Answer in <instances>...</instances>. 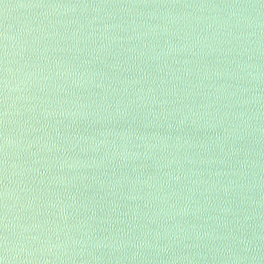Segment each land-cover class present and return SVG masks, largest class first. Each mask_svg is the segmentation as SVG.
Returning a JSON list of instances; mask_svg holds the SVG:
<instances>
[{
  "label": "water",
  "instance_id": "1",
  "mask_svg": "<svg viewBox=\"0 0 264 264\" xmlns=\"http://www.w3.org/2000/svg\"><path fill=\"white\" fill-rule=\"evenodd\" d=\"M0 264H264V0H0Z\"/></svg>",
  "mask_w": 264,
  "mask_h": 264
}]
</instances>
